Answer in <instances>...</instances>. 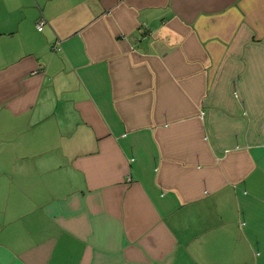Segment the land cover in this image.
<instances>
[{"label": "crops", "instance_id": "obj_1", "mask_svg": "<svg viewBox=\"0 0 264 264\" xmlns=\"http://www.w3.org/2000/svg\"><path fill=\"white\" fill-rule=\"evenodd\" d=\"M0 264H264V0H0Z\"/></svg>", "mask_w": 264, "mask_h": 264}, {"label": "built area", "instance_id": "obj_2", "mask_svg": "<svg viewBox=\"0 0 264 264\" xmlns=\"http://www.w3.org/2000/svg\"><path fill=\"white\" fill-rule=\"evenodd\" d=\"M44 22H45L44 18H40L35 24L36 28L38 30H41L42 27H43Z\"/></svg>", "mask_w": 264, "mask_h": 264}]
</instances>
